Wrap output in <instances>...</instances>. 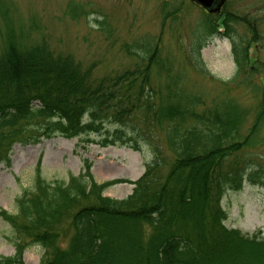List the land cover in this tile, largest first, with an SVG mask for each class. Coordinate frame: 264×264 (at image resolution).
I'll use <instances>...</instances> for the list:
<instances>
[{
    "label": "trees",
    "instance_id": "16d2710c",
    "mask_svg": "<svg viewBox=\"0 0 264 264\" xmlns=\"http://www.w3.org/2000/svg\"><path fill=\"white\" fill-rule=\"evenodd\" d=\"M205 30L209 41L211 22ZM200 35L190 46L192 65L210 76ZM229 36L239 77L219 81L212 95L179 86L155 42H143L140 51L127 45L134 68L98 79L94 65L55 53L45 38L35 42L31 34L6 29L0 164L10 165L15 144L54 137L78 139L84 147H147L153 154L124 199L104 193L128 180L99 183L87 164L84 173L49 182L39 163L34 193L17 199L16 216L1 210L0 217L14 227L19 218L26 223L22 230L18 222L17 231L44 249L40 264H264V238L227 227L222 206L245 180L264 186L258 152L264 147V66L246 70L247 49ZM155 74L169 81L154 86ZM240 90L250 105L236 96ZM23 256L17 243L16 254L0 264H25Z\"/></svg>",
    "mask_w": 264,
    "mask_h": 264
},
{
    "label": "rangeland",
    "instance_id": "374dc122",
    "mask_svg": "<svg viewBox=\"0 0 264 264\" xmlns=\"http://www.w3.org/2000/svg\"><path fill=\"white\" fill-rule=\"evenodd\" d=\"M207 21L214 30L209 41ZM6 29L31 34L35 42L45 38L55 53L72 55L83 67L94 65L98 79L134 68L135 60L127 54V45H131L129 50L140 51L143 42H155L160 48L157 53L170 61L172 75H178L179 86L216 95L219 81L231 82L239 77L229 34L247 49L246 70L264 66V0H227L216 15L207 14L191 0H0V49ZM199 35L205 44L203 60L212 78L192 65L190 46ZM163 76L155 74L153 85H165L169 80ZM240 78L245 80V76ZM236 96L250 105L243 91L236 92ZM247 119H255L252 108L248 109ZM147 132L154 134L150 129ZM263 132L261 128L259 133ZM83 144L62 137L15 144L10 165L0 164V211L18 214L16 201L25 192L34 193L39 163L42 177L49 182L84 173L87 164L99 183L128 180L112 185L104 193L124 199L131 195L133 182L153 159L147 147L135 152L128 147ZM258 152L264 168V147ZM222 206L229 213L227 227L264 237V187L244 182L241 189L227 192ZM22 221L17 220V227L19 222L23 230L26 223ZM15 227L0 217V258L13 256L20 243L25 264H40L43 248Z\"/></svg>",
    "mask_w": 264,
    "mask_h": 264
},
{
    "label": "water",
    "instance_id": "95a60500",
    "mask_svg": "<svg viewBox=\"0 0 264 264\" xmlns=\"http://www.w3.org/2000/svg\"><path fill=\"white\" fill-rule=\"evenodd\" d=\"M210 14L220 13L227 0H191Z\"/></svg>",
    "mask_w": 264,
    "mask_h": 264
}]
</instances>
